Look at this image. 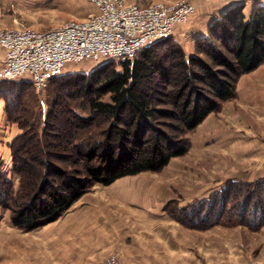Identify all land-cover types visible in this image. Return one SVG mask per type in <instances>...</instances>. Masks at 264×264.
I'll list each match as a JSON object with an SVG mask.
<instances>
[{"label":"trees","instance_id":"trees-1","mask_svg":"<svg viewBox=\"0 0 264 264\" xmlns=\"http://www.w3.org/2000/svg\"><path fill=\"white\" fill-rule=\"evenodd\" d=\"M244 10L243 3L227 8L197 40L196 52L204 58L188 57L179 43L169 39L122 62L120 71L108 63L90 74L61 77L66 98L86 101L88 113L83 116L70 107L59 124L23 129L10 144L20 187L14 194L13 184L0 172V206L11 212L12 226L24 232L44 228L95 186L158 173L184 156L191 146L186 135L236 97L241 77L264 64V2L256 5L249 19ZM215 37L221 47L214 44ZM20 83L0 82V97L11 121L17 118L9 98L21 102ZM15 86L17 95L12 93ZM28 87L34 89L31 83ZM106 96L108 102L103 101ZM57 113H50L47 120L51 122ZM102 123L107 125L99 139L91 136L89 130ZM234 184L231 181L208 199L179 208L184 216L180 221L208 229L222 224L227 214H236L227 221L246 224L256 213L260 223V206L250 197L243 204L231 202L227 188ZM221 195L227 197L219 203Z\"/></svg>","mask_w":264,"mask_h":264},{"label":"rangeland","instance_id":"rangeland-1","mask_svg":"<svg viewBox=\"0 0 264 264\" xmlns=\"http://www.w3.org/2000/svg\"><path fill=\"white\" fill-rule=\"evenodd\" d=\"M174 1L177 0H128V2L141 6L151 5L155 2ZM189 1L193 3L196 11L186 23L175 29V35L182 28H186L188 31H191V29L197 32L205 31L206 23L214 17L218 18L223 9L227 10V8L237 3H244L246 8V5L250 6L254 3L264 2V0ZM93 12L94 8L86 0H0V30L10 29L20 24L38 31H46L72 19L86 18ZM175 35L172 38L174 41H176ZM178 37L180 38L182 35H178ZM215 38H213V42L219 47L220 44ZM196 47L195 45L194 49L191 48L190 52L193 56L204 58V55L196 52ZM122 62L124 61L101 60V62L68 65L61 76L53 79L47 89L39 93L28 87L31 82L22 79L15 81L23 82L20 83L23 98L21 102L18 98H15V100L12 97L9 98L17 118V121H11L8 117L10 123L14 124L18 132L20 131L22 134L23 129L39 128L41 130L46 124L50 126L59 124L60 120L67 118L68 115L65 114V109L67 111L70 107L83 116L87 115L88 105L86 101L66 98V91L61 84L63 78L61 79V77L90 74L98 67L108 63L115 64L117 70L120 71ZM255 73L253 80L248 83L254 84L255 80L259 82L254 84L258 85V91H255L256 94L251 91L248 96L238 97L236 95L234 99L228 101L230 103L226 102L228 107H232L228 112L219 114L224 103L220 111L216 113L214 124L215 126H221V128H216L212 136H232L234 137L233 141L238 140L236 144L227 149H218L219 151L215 152V156L208 154L209 158L212 157L210 159H207V154H204L202 159L198 160V152L196 149H192V138L197 129L188 133L186 138L191 145L189 151L165 168L174 172L172 175L168 174L167 178L160 179V181L169 184L165 189L158 191L160 201L142 204L136 200L131 206L121 200L114 202L111 198L113 195L109 193L110 191L100 195L99 199L92 195L84 206L85 210L81 213L82 217L70 227V231L66 235L60 234L61 231L55 230V228L49 230L39 229L34 232H24L14 228L10 220L11 212L0 206V264H89L87 261H92L89 258L92 251L88 253L86 249H82L78 245L80 234L91 231L94 235L105 236L107 240L118 243L116 250L108 253L107 256L96 259V264H104L111 255H117L120 258L125 247L134 245L136 246L135 250L127 251V253L133 254L136 264L263 263L264 81L260 82V80H264V68ZM13 90V95L20 93L18 86H15ZM257 94L259 97H256ZM103 101L108 102L109 96L104 97ZM163 108L170 109L169 106H163ZM56 110L58 113L49 122L47 117ZM106 125L102 123L89 130L90 135H96L99 139ZM3 133L0 132V136ZM200 135L205 138L207 134ZM11 159L8 162L0 160V172L6 175L9 182L13 184L15 194L19 190L20 180L18 175L13 173L12 151ZM57 165L61 166V163ZM177 170H191L198 173L200 193L208 189L210 191L211 188L215 190L214 193H217L225 185L230 184L231 181L237 182V184H234L236 187L232 185L234 188H231V186L227 188V193L231 196V202L243 204V201H247V197H250L249 201L260 206L261 211L258 212V218H261L260 223L257 222L256 213L249 215L250 219L247 218L246 224L239 223L236 219L227 221L226 219L236 215L230 213L227 214L228 217L225 215L222 218V224L208 229H197L183 220L181 222L180 219L184 216L179 208L188 207L189 205L184 203L188 199L187 192L191 191V185L187 184L190 183L191 179L177 178L175 175ZM150 175L152 173L132 176L116 183L115 186L124 188L127 186L139 187L143 186L144 181L158 180V178ZM143 178L147 179L143 180ZM182 180L186 183V185H183V189L179 186ZM192 187H194V184H192ZM95 190L101 191L102 189L97 188ZM226 197L227 195L219 196L218 202H223V200L225 202ZM142 205L144 207L150 206L148 208H150L149 211L152 214L157 213L161 218L168 221V225L164 228L165 233L161 237H154L150 243L137 237L142 232L141 225L138 224L143 222L144 215H146V218L149 217L145 212H141V215L144 213L141 217L138 214L136 216L133 214L135 211V213H138L137 210H140L139 207H143ZM221 212L220 209L218 213Z\"/></svg>","mask_w":264,"mask_h":264},{"label":"built area","instance_id":"built-area-1","mask_svg":"<svg viewBox=\"0 0 264 264\" xmlns=\"http://www.w3.org/2000/svg\"><path fill=\"white\" fill-rule=\"evenodd\" d=\"M86 1L94 8L86 18L72 19L46 31L20 24L0 30V48L5 51L0 82L22 79L31 82L39 93L68 65L132 60L144 48L172 39L175 29L196 11L189 0L147 6L128 0ZM104 264L125 263L111 255Z\"/></svg>","mask_w":264,"mask_h":264},{"label":"crops","instance_id":"crops-1","mask_svg":"<svg viewBox=\"0 0 264 264\" xmlns=\"http://www.w3.org/2000/svg\"><path fill=\"white\" fill-rule=\"evenodd\" d=\"M238 4V3H237ZM244 4V3H243ZM257 3H254L252 5H246V8L244 10V14L247 19H249L256 7ZM225 10L223 9L222 12L219 14H222ZM217 17H214L211 19L208 23H206V29L205 31H195L194 29H191V31H188L186 28L182 30L179 29V32L175 35L176 41L179 42V45L182 47L184 52L188 57L193 56V54L190 52V49L195 47L196 42L198 39L205 37L207 35V30L209 26L215 21ZM179 33V34H178ZM178 35H182V37H178ZM5 59V51L0 48V66L4 62ZM264 68V65L260 66L256 71L244 75L237 86V95L238 97H244L248 96L252 91V93H255V91H258L257 87L258 85L256 82L257 80L254 81V84H249L248 82H251L254 78V73L262 70ZM255 73V74H256ZM264 80H260L262 82ZM259 83V82H258ZM256 94V93H255ZM256 97H259L258 94ZM230 103V102H228ZM227 103V104H228ZM224 104V103H223ZM232 107H228L225 104L222 107V110L219 114L223 112H228L229 109ZM218 113V112H217ZM218 114V115H219ZM216 119V113H212L209 115L206 120L197 128L196 133L194 134V137L192 138V149H196L198 152V160L202 159V156L204 154H208L211 156H215V152L219 151L218 149L223 148L227 149L230 146H233L236 144L238 140H234V137L232 136H218L214 137L212 136L213 133L215 132V129H220L221 126L217 125L215 126L214 121ZM0 132H4L3 135L0 136V160L1 161H11V150H10V144L13 142V140L18 137L21 133L20 131L18 132L17 128L15 127L14 124H11L8 118V115L6 113V103L4 100L0 97ZM200 134H207L205 138H203ZM196 136V137H195ZM227 151V150H226ZM256 153V152H252ZM200 154V155H199ZM259 155V154H258ZM258 157V156H257ZM212 158V157H210ZM209 156L207 159H210ZM179 158L173 159L168 166H170L175 160ZM149 172L146 173H141L137 176H141L142 174H148ZM174 172H171L170 170H162L158 173H152L150 176H154V178H158L156 181H144L143 186L139 187H132V186H127V187H122V186H115L116 183L121 182L122 180H125L129 177L122 178L118 181H116L114 184L110 186H100L97 185L91 190L89 193L84 195L78 202H76L72 208L63 216L61 217L58 221L51 223L47 225L46 227L40 229H54L55 230H60V234H65L70 231V227L78 220H80L81 213L83 210H85V205L87 201L90 199V197L95 196L96 198L99 199V196L102 194H105L106 192H109L110 195H113L111 198L114 202L122 201L128 205H133V203L137 200L141 202L142 204L148 203L150 204L151 201H160V194L158 191H161L162 189H165L166 186L168 187L169 184L164 181H160V179L167 178L168 174L172 175ZM175 175L177 178H189L191 179L190 183V189L191 191L187 192V201L184 204H193L194 202L197 201H204L209 198L211 194L214 193V189L212 188L204 191L202 193L199 192L200 185L198 178L199 175L196 172H193L191 170L186 171V170H177L175 171ZM136 177V176H133ZM150 178V177H149ZM147 179V178H143ZM177 184V183H176ZM192 184H194V187H192ZM206 184V183H203ZM183 185H186L185 182L179 183V186L182 188ZM100 188L102 189L101 191L95 190ZM183 189V188H182ZM137 194V195H136ZM139 195H142L141 197ZM94 197V198H95ZM97 200V199H96ZM135 206V205H134ZM143 206V205H142ZM150 206L146 207H139L140 210H137L138 213H133L135 216L138 214L140 217L143 216L141 215V212H145L149 217L146 218V215H144L145 219L143 220L142 223H139L138 225H141V233L137 236L140 240H145L148 243L154 238V237H161L163 233H165L164 228L165 226L168 225V221L165 218H161L157 213L152 214L148 208ZM39 230V229H38ZM37 231V230H35ZM34 232V231H33ZM89 232V231H87ZM153 234L154 236H152ZM118 243L116 241L112 242L110 240H107L105 236H98L97 234H93L92 231L89 233H82L79 236V247L82 249H86V251L89 253L92 251V253L89 254V258L92 259V261H87L89 264H96V259L98 260L100 257L107 256L109 255L108 253L116 250V245ZM125 247V246H124ZM136 246H128L125 247L124 252L122 253L120 259L125 263V264H136V261L134 260L133 254H128L127 251H134Z\"/></svg>","mask_w":264,"mask_h":264}]
</instances>
